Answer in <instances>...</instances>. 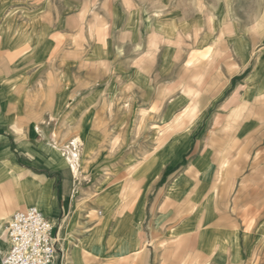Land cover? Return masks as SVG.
Returning a JSON list of instances; mask_svg holds the SVG:
<instances>
[{"label": "crops", "instance_id": "0c3cea01", "mask_svg": "<svg viewBox=\"0 0 264 264\" xmlns=\"http://www.w3.org/2000/svg\"><path fill=\"white\" fill-rule=\"evenodd\" d=\"M159 1L167 9L157 16L152 11L154 0L146 4L128 0V9L125 6L121 15H114V33L127 43L121 48L130 52L118 64L116 82H133V75L124 72L126 59L133 66L140 55L148 59L153 53L150 32L180 39L178 34L186 30L195 31L193 56L200 58L201 67H211L212 81L210 87H202L200 121L170 122L188 108L186 90L181 88L187 81L182 68L187 49L175 41L160 47L158 61L168 84L164 89L178 87V93L163 107L164 122L159 126L168 133L155 148L154 124L133 121L140 102L148 104L145 111L154 112L148 91L135 96L123 90H92L89 77L76 76L73 57L76 49L89 50L82 61L88 67L90 46L75 48L71 40L52 39L73 34L75 13L89 9V0H0V28L8 36L0 54L9 69L0 79V91L5 87L0 106V259L9 247L5 225L15 212L34 203L54 227L62 253L55 264H99L103 259L111 260L109 264H160L159 260L171 258L166 244L184 243L205 264H243L252 256L256 237L246 229L239 232L232 213L238 203L230 201L241 179L244 209L259 212V218L264 212V26L252 40L249 0H234L231 11L218 4L210 10L201 6L190 16L183 0L173 6L171 0ZM30 37L34 42L42 37L40 45L27 44ZM55 51L66 52L65 59H54ZM12 65L17 68L14 76ZM41 66L51 67L43 85L49 105L24 107L22 99L31 97L36 68ZM111 104L116 120L110 123L105 118L108 123L92 127V115H106ZM63 127L73 140L65 155L56 142ZM96 129L100 141L103 134L113 137L125 150L106 157L105 162L115 165L112 175L99 177L104 182L80 186L68 151L75 152L84 138L92 146L90 132ZM174 139H179L175 146ZM173 146L172 155L164 154L158 164L155 150L170 151ZM127 168H132L129 173ZM87 174L93 176L90 169ZM128 174L130 184L123 180ZM251 195L259 196L258 203H246ZM124 216L130 225L122 222ZM257 227L262 233L264 217ZM95 229L98 236L90 234ZM247 234L251 238L246 241ZM156 235L161 238L155 240ZM155 242L164 243V249L158 250Z\"/></svg>", "mask_w": 264, "mask_h": 264}, {"label": "rangeland", "instance_id": "374dc122", "mask_svg": "<svg viewBox=\"0 0 264 264\" xmlns=\"http://www.w3.org/2000/svg\"><path fill=\"white\" fill-rule=\"evenodd\" d=\"M173 1L171 3V6L177 5L178 0H171ZM184 5H186L185 11L187 13V16H190L195 13V11L200 10V7L210 10L211 7L214 5H219L220 7L228 8L230 11L233 9L234 0H183ZM130 2V0H129ZM128 0H89V9H80V12L75 13L76 19H75V26L74 30H72L73 34L71 36L64 35L60 36H52V39L55 40L56 43H67L68 41L74 42L75 48H78L79 46L82 47L83 44L85 46L89 45L90 47V57H91V63L88 67L82 66V61L84 55L89 52V50H83L82 48L76 49L74 51V61L76 63L75 74L76 76L81 79L82 76H85L86 78H90L92 90L95 89H104V90H112V92H120V90H123L124 92H127L128 94L133 93L135 96H141L143 93L149 94V97L151 98L150 105L155 106V110L153 112L152 109L150 111H145V107L148 106V104L141 103L139 104V114L134 117V122L136 123H142L147 124L153 123L154 124V138H155V148H157V145L159 143V140L166 135L168 132L163 131V127L159 126L160 123L164 122V117L162 116V110L164 105L168 102L170 99L169 97L175 95L178 93V87L174 90L171 88L170 90H165L164 88L168 84H166L162 79L163 71L161 69V66L158 61V55H159V49L163 44L168 43V41L181 43L183 46H186V62L183 64L182 68L185 70L184 75L187 78L186 82H183L181 84V88L186 90L187 94V102H188V108H186L187 112H184L183 114L173 115L170 119V122L173 123H192L194 124L197 121L201 120L200 115V96H202L203 90L205 86L210 87L211 81H212V74H211V67H201L200 66V58L199 60H196V58L193 56L194 49H195V31L186 30L181 34L180 39L176 38L177 36L168 37V39L164 38L165 36H161L160 33H152L150 32V42L149 47L154 49L153 53L147 57H144V59H141V55L139 56L140 61L135 62L137 64L131 65L130 59H126L127 66L124 68V72L127 74H132L133 82H124L117 83L115 76L119 74L118 71V64L124 60L125 56H130V52H125L121 46L124 43L122 41V37L114 33V27H115V20L114 15L116 12H118L119 15L123 13V10L125 6H127V9L130 5ZM143 2L146 4V0H143ZM251 4V20L250 25L252 28L251 32V39L255 40L259 37L258 30L261 28V26H264V0H249ZM131 3H134L133 0H131ZM152 11H154V14L160 15L163 12L166 11V7H163L159 0H154ZM151 9V8H150ZM84 11V12H83ZM78 16V17H77ZM89 20V22H88ZM49 22H51V19H49ZM219 22H221V19H219ZM2 30V27L0 28V31ZM160 34V35H159ZM7 36V34H4ZM8 37V36H7ZM179 37V36H178ZM70 38V39H69ZM42 37H38V39L35 40L30 37V40L27 44L35 43L40 45ZM27 42V41H26ZM30 42V43H29ZM34 45V44H33ZM36 45V46H38ZM1 48V47H0ZM37 48V47H36ZM54 56V59L59 58L65 59L66 52L63 51H55L52 53ZM64 54V56H63ZM141 54V52H139ZM154 55V57L152 56ZM154 58V59H152ZM203 59H205L203 57ZM4 61H6L2 54H0V79L1 77H4L6 75L4 72H7L9 69L4 67ZM53 69H56L53 68ZM61 69V67L57 68ZM178 68H176L177 70ZM50 71L51 67H38L36 68V74L35 82L33 84V90L31 92V97L27 96L22 99L21 105L24 107H35V108H42L49 105V100L46 98V91L47 89L43 87V85L46 84V82L50 78ZM89 71V72H88ZM17 72V68L13 65L11 66V76H14ZM84 72H86L84 74ZM176 73H178L176 71ZM109 81H107L108 79ZM176 86H179V84H176ZM26 91V90H25ZM5 92V87L2 86V89L0 91V106L3 105V94ZM24 96V95H23ZM114 96V94L112 95ZM199 101V104H198ZM61 107L63 108L64 104L60 101ZM144 108V110H142ZM111 111L107 112V114H99L95 113L92 115V121L91 125L92 127H95L96 124L99 125V122L106 123L107 121L110 123H113L116 120V110L111 104ZM199 111V114H196V112ZM148 112V113H147ZM186 113V114H185ZM46 120L49 119L48 115L44 116ZM107 118V121H105ZM167 121V120H165ZM100 122V123H101ZM107 122V123H108ZM35 126H38L36 124ZM145 125H143L144 127ZM51 129H53V124L50 125ZM66 128H61L62 133L56 137V142L58 143V147L61 148V150L65 155L66 149H71L72 145L69 147H66L68 143H71L73 140L67 136ZM41 131V130H40ZM108 133V132H107ZM146 133V132H143ZM30 136H33L34 132L29 133ZM50 136H53L50 134ZM83 134L81 133V137ZM90 137L93 141V145L89 146L86 144L85 138L83 139V143L81 146L76 148V151H79L80 154V167H79V182L80 186L84 185H97L104 176L105 173H109L107 175H112L110 171L114 169L113 163H107L105 162L106 157L113 154H118V152H122V150H125V146L120 147L118 144V141H115V139L107 137L100 139L99 131L93 130L90 132ZM31 139V138H30ZM49 138V142H50ZM179 142V139L173 140V145L175 146ZM100 143L102 146H99ZM73 144V143H72ZM174 146L170 148V151H163L162 149H156L154 152V158L157 160V163H161V159L165 155H172ZM89 147L90 152L86 151ZM18 148H22L18 147ZM117 152V153H116ZM89 169L91 172H93V176L89 177L88 172ZM132 168H127L126 171L129 173ZM75 171V170H74ZM77 172V171H75ZM130 174L126 176V179H123L126 184H130L132 181L130 179ZM108 177V176H107ZM104 182V179H102ZM108 183V182H107ZM31 189L28 187L27 193L30 194ZM243 188H242V180H238V184L236 187V192L231 196V201L234 202L235 205L238 203V206H234V209L232 210V213L236 219V227L239 229V232L242 233V231L249 230L252 235L256 237L257 242H255L252 246V256L250 259L245 260L243 264H264V230L262 233L258 232L257 223L261 221L264 217V212L260 213L261 218H259V212L255 211H249L245 210L243 207ZM258 195H251L250 199L247 198L246 203L254 202L252 205L258 203ZM239 208V209H238ZM107 212H109V209H107ZM94 216L97 220L99 216V212H95ZM116 222V221H115ZM114 222V224H115ZM122 222L125 225L129 224V219L127 216H124L122 218ZM113 224V225H114ZM6 227V225H5ZM5 227L3 229L4 236H5ZM98 229V228H97ZM95 229L90 232L95 233L97 236L99 235V231ZM96 236V237H97ZM155 238H161V236L156 235ZM6 237V236H5ZM251 236L248 234L245 235V240H250ZM62 241V239H61ZM83 243V242H80ZM79 243V244H80ZM156 244H159L156 246L158 250L164 249V243L161 242H155ZM246 243V242H245ZM167 250L170 252L171 258L169 259H163L159 260L160 264H205L203 260H200L199 258H195L192 254V250L189 247L187 243L184 244H172L169 246V244H166ZM63 248H65V242L63 241ZM111 260H105L103 259L99 264H109Z\"/></svg>", "mask_w": 264, "mask_h": 264}, {"label": "built area", "instance_id": "2783aa9c", "mask_svg": "<svg viewBox=\"0 0 264 264\" xmlns=\"http://www.w3.org/2000/svg\"><path fill=\"white\" fill-rule=\"evenodd\" d=\"M53 229L34 206L15 212L5 227L9 247L0 264H55L62 253Z\"/></svg>", "mask_w": 264, "mask_h": 264}, {"label": "bare ground", "instance_id": "6f19581e", "mask_svg": "<svg viewBox=\"0 0 264 264\" xmlns=\"http://www.w3.org/2000/svg\"><path fill=\"white\" fill-rule=\"evenodd\" d=\"M6 36L3 34V32L0 31V47L2 48L4 46V44H6ZM28 43V42H27ZM79 141V140H78ZM80 142V141H79ZM75 147H77L75 145ZM68 159L69 162L72 164L71 166H73V168L77 171V173L79 172V163H78V152L75 151H68ZM68 165V164H67ZM34 207L36 208H40L39 204L34 203ZM40 210V209H39Z\"/></svg>", "mask_w": 264, "mask_h": 264}]
</instances>
